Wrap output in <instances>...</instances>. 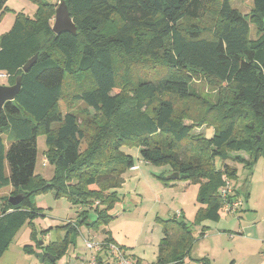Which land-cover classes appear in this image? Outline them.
<instances>
[{"label":"trees","instance_id":"obj_1","mask_svg":"<svg viewBox=\"0 0 264 264\" xmlns=\"http://www.w3.org/2000/svg\"><path fill=\"white\" fill-rule=\"evenodd\" d=\"M33 1L38 5L35 16L17 14L0 37V76L6 74L8 85L22 79L20 92L0 115V189H12L0 203V259L26 224L36 242V193L55 190L73 204L89 205L96 219L88 220L86 208L79 211V221L92 229L109 225L114 217L110 211L120 200L116 189L135 165L124 145H138L146 162L169 164L171 169L161 176L164 184L199 185L195 224L224 215L221 190L238 176V169L225 160L234 153L236 160L253 166L264 158V0H253L250 16L231 0H66L77 31L59 35L52 28L56 3ZM5 4L0 0V12ZM114 21L116 28L109 29ZM251 24L258 33L255 39ZM119 54L139 63L128 64L129 79ZM34 56L32 67L24 71ZM158 68L168 73H155ZM194 73L219 86L217 102L200 106L206 101L192 88ZM69 87L75 90L74 100L94 111L84 125L76 113L59 108ZM175 99L188 102L193 115L177 116ZM93 117L108 122L82 151L85 126ZM203 125L214 127V135L195 132ZM40 133L46 134L45 157L56 173L27 189L35 178ZM217 157L224 160L220 168ZM171 172L179 178H168ZM14 195L21 196L18 204L10 202ZM158 221L163 238L153 264L189 254L196 241L192 224L176 216ZM78 223L59 225L68 227L62 240L42 246L37 240L45 256L53 255L45 262L55 264L67 253ZM104 231V240L113 241L110 231ZM25 250L34 251L30 245Z\"/></svg>","mask_w":264,"mask_h":264},{"label":"rangeland","instance_id":"obj_2","mask_svg":"<svg viewBox=\"0 0 264 264\" xmlns=\"http://www.w3.org/2000/svg\"><path fill=\"white\" fill-rule=\"evenodd\" d=\"M46 1L56 3L57 8V4L61 3L62 0ZM231 4L244 15H251L253 0H231ZM37 8L38 5L33 0H6L5 8L0 12V37L11 29L17 14L21 13L28 17H34ZM116 26L117 24L114 21L108 27L109 29H114ZM250 37L252 39L258 37L254 24H251ZM117 57L120 61L124 59L125 70L129 74L126 79H129L131 77V70L127 67L128 64L136 63L139 65V63L135 61L134 57L123 56L122 54H119ZM156 72L162 74L163 72L168 73V70L158 68L155 69V73ZM13 73L14 72H10V74ZM0 84H9L6 74L0 76ZM192 88L206 101L202 102L200 106L207 102H209V104L217 102L219 86L215 84L213 80L201 74L194 73L192 75ZM74 91L73 88H67L65 97L60 102L59 108L63 113L67 111L76 113L81 123L84 125L86 124L87 118L94 114V111L88 108L84 103L74 100L72 97ZM117 91L121 93L122 90L119 88ZM175 105L177 116L188 117L193 115V109L188 108V102L175 99ZM91 120L92 121L85 126L87 137L83 140L82 151L86 149L89 140L93 138L94 134L102 128V124L104 125L108 122L107 119H95V117ZM215 131L214 127H208V125H203L195 130L196 133H202L207 138L213 136ZM37 147L38 157L35 178L27 189L35 188V180L44 179L49 181L56 173L55 164L45 159L48 149L46 134L40 133L38 135ZM122 150L134 158V166L137 168L133 171L132 169H128L124 173V181L122 185L118 186L116 189L120 200L110 211L114 217L109 222V225L105 226V229L112 231L113 236L116 238V243L120 246L124 245L127 252L131 251V247H135V254L141 255L146 263H150V261L155 259V252L163 237L161 223L157 220V216L163 219L176 216L179 219L182 215V210H184L185 214H187V216L183 218L184 221L192 224L193 221H195L194 218L200 206L197 201L199 185L190 183L189 186L183 184L167 186L164 184L161 176L169 172L171 169L169 164L154 165L144 161L141 159L138 145H124ZM235 158V154L232 153L231 157L225 160V163L238 169L239 180L236 182L238 185L236 197L242 201L243 206L246 208L242 211L241 215L243 216V222L249 225V222H252V219L256 217L255 214L250 211V207H248L249 202L259 203L264 210V158L262 157L259 159L260 161H258L254 173L253 166L256 163L253 166H249L246 162L236 160ZM223 163L224 160L222 158H216L217 167L220 168ZM71 183L75 185L78 182L73 180ZM250 187H252L251 196L248 195ZM11 194V187L0 189V203L3 201L5 202L6 197H9ZM34 203L39 213L33 221L38 228V233L42 235L41 241L46 245L50 243L57 233H66L68 227L65 229L59 225L69 222L75 225V222H79L76 225L78 231L74 234L73 243L67 249V253L56 261V264H65L67 260L73 258L75 255L84 256L85 252L88 250L86 247V240L92 239L94 241H99L101 234H104V231L92 229L89 225L79 221L81 218L79 216V211L86 208L88 209L89 205L85 207L73 204L66 196H57L55 190L36 193L34 196ZM88 210L89 220H95L97 214L94 209L91 208ZM193 230L196 232L198 228L194 226ZM29 231V225L26 224L17 235L13 245L23 246L26 243H30ZM34 249H38L36 243H34ZM48 254L53 256L50 253ZM31 260L39 264V260L37 261L35 254L31 256ZM73 260H75V258Z\"/></svg>","mask_w":264,"mask_h":264},{"label":"crops","instance_id":"obj_3","mask_svg":"<svg viewBox=\"0 0 264 264\" xmlns=\"http://www.w3.org/2000/svg\"><path fill=\"white\" fill-rule=\"evenodd\" d=\"M243 157L247 159L249 158L247 154H244ZM257 163L253 166L254 167L253 173L256 169ZM130 169H132V171L136 170L133 168H130ZM238 177L239 176H237V179L234 180L233 182L235 193H238L237 192L238 185L236 183L237 180H239ZM251 182H252V179H251ZM179 184H183L185 186L190 185L189 182H177V183H173L167 186H177ZM248 195L249 196L252 195V187L249 188ZM236 196L235 198L238 199ZM248 207H250V211H252L256 216L255 218L252 219V222H249V225H246V223L243 222V216L241 215L242 211L246 209L243 206V203L236 215L226 214V215L220 216L219 219L216 221L203 220L199 224H195L193 221L194 225L192 223V230L194 226L195 228L197 227L198 230L196 232L195 230H193L196 241L194 243L192 250L189 252V254H186V256H184L179 261H170L166 264H203V261H201L202 258H205L204 260L208 262L209 264H223V263L225 264H264V210L262 209L259 203L249 202ZM87 216L89 217V213ZM185 216H187V214H185L184 210H182V215L180 216L179 220H184L183 218ZM158 217L159 216H157V220H158ZM29 228H30V231H29L30 243H26L23 246L13 245L14 240L16 239L17 235L21 231L20 229V231L14 238L13 242L10 244L9 248L2 255L0 259V264H25V261H26V264H36L33 262L34 260H31V256L33 254H35L36 256L37 252H41V251L44 252V250L40 248L39 246H42L43 244L46 245V244L41 241L42 235L39 233L36 239V242L38 240L39 246H37L38 249H34V243L36 242L31 237V233H32L31 226H29ZM36 229L38 228L36 227ZM99 230L103 232L105 230V227H101L100 229H98V231ZM104 234H101V237H99V241L106 239L107 234L105 231H104ZM110 234L113 238V241L116 242V238L113 236L111 230H110ZM65 235H66L65 232L57 233L52 238L50 243L56 242L58 240H62L65 237ZM27 245H30L32 247V249L34 250L33 253L25 250V246ZM122 247L126 250L124 245ZM134 248L135 247H131V251L130 252L126 251V252L132 259L138 262V264H153L157 260L158 249L155 252V259L153 261H150V263H146L145 259L141 255L135 254ZM158 248H159V245H158ZM88 257H89V252L87 250L84 256L75 255L73 258L67 260L65 264H82L83 261L87 259ZM46 258L51 259L49 255H47ZM74 258L75 260H73ZM38 260L39 258L37 257V261ZM102 260H103L102 264H107L109 259L106 256V254L102 255ZM39 264H50V263L45 262V260L43 263H41L39 260Z\"/></svg>","mask_w":264,"mask_h":264},{"label":"built area","instance_id":"obj_4","mask_svg":"<svg viewBox=\"0 0 264 264\" xmlns=\"http://www.w3.org/2000/svg\"><path fill=\"white\" fill-rule=\"evenodd\" d=\"M46 159V158H45ZM47 160V159H46ZM136 169V166L132 167ZM223 205L221 211L224 215H236L242 202L235 198V188L232 181H226V186L221 190ZM86 247L89 251V257L82 264H100L99 257L106 254L109 261L107 264H137L119 244L113 241L86 240Z\"/></svg>","mask_w":264,"mask_h":264},{"label":"water","instance_id":"obj_5","mask_svg":"<svg viewBox=\"0 0 264 264\" xmlns=\"http://www.w3.org/2000/svg\"><path fill=\"white\" fill-rule=\"evenodd\" d=\"M264 21V19H263ZM53 31L56 34H61L63 32H72L75 33L77 31V26L73 21V18L70 15L68 5L66 3V0H62L61 3L57 4L55 17H54V23H53ZM37 56H34L31 58L24 66L23 70L28 71L34 62L36 61ZM22 87V79L21 77H18L16 79V82L12 85H1L0 84V115L1 111L3 109V106L6 102L12 101L16 98L17 94L20 92ZM168 178H179L178 172H171L167 175ZM21 200L20 195H14L10 197V202L12 204H18ZM36 256L39 258L40 262L43 263L45 260V253L44 252H37ZM49 257L52 259L53 256Z\"/></svg>","mask_w":264,"mask_h":264}]
</instances>
